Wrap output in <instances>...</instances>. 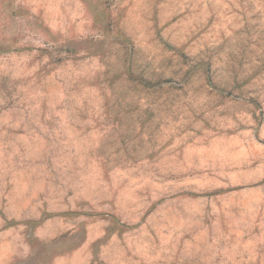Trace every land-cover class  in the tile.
I'll return each mask as SVG.
<instances>
[{"label":"rangeland","instance_id":"obj_1","mask_svg":"<svg viewBox=\"0 0 264 264\" xmlns=\"http://www.w3.org/2000/svg\"><path fill=\"white\" fill-rule=\"evenodd\" d=\"M0 264H264V0H0Z\"/></svg>","mask_w":264,"mask_h":264}]
</instances>
